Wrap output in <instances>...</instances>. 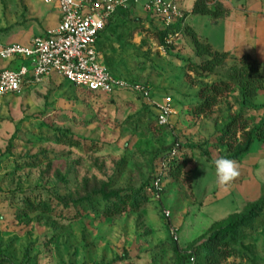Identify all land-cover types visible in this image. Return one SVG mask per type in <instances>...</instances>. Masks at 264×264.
<instances>
[{
  "label": "rangeland",
  "instance_id": "374dc122",
  "mask_svg": "<svg viewBox=\"0 0 264 264\" xmlns=\"http://www.w3.org/2000/svg\"><path fill=\"white\" fill-rule=\"evenodd\" d=\"M185 22L167 44L140 4L99 43L112 74L172 98L167 126L136 94L58 76L0 98V264H264V143L244 154L264 131L256 64L199 50ZM57 25L46 0H0V44ZM221 157L241 170L227 188Z\"/></svg>",
  "mask_w": 264,
  "mask_h": 264
},
{
  "label": "built area",
  "instance_id": "2783aa9c",
  "mask_svg": "<svg viewBox=\"0 0 264 264\" xmlns=\"http://www.w3.org/2000/svg\"><path fill=\"white\" fill-rule=\"evenodd\" d=\"M56 3L60 23L54 30L32 38L27 44H0V62L10 67L0 70V98L21 92L25 87L58 76L76 88L104 97L123 92L136 94L156 110L162 126L171 123L175 113L171 97L153 100L150 86L115 76L101 63L99 43L107 26L121 13L143 4V9L159 18L167 29L186 20L180 0H46ZM177 32L166 37L171 44ZM15 68H13V66ZM30 64L32 70L28 67ZM159 192V181L153 184Z\"/></svg>",
  "mask_w": 264,
  "mask_h": 264
},
{
  "label": "crops",
  "instance_id": "0c3cea01",
  "mask_svg": "<svg viewBox=\"0 0 264 264\" xmlns=\"http://www.w3.org/2000/svg\"><path fill=\"white\" fill-rule=\"evenodd\" d=\"M180 1L187 12L184 25L187 31L216 53L228 54L239 60L249 56L258 64L264 77V0H221L228 16L217 24H213L211 16L194 13L199 0ZM48 4H54L57 8L59 25L58 5ZM256 99L264 105V90L258 93Z\"/></svg>",
  "mask_w": 264,
  "mask_h": 264
},
{
  "label": "trees",
  "instance_id": "16d2710c",
  "mask_svg": "<svg viewBox=\"0 0 264 264\" xmlns=\"http://www.w3.org/2000/svg\"><path fill=\"white\" fill-rule=\"evenodd\" d=\"M123 13H125V11L121 12L118 16L122 15ZM194 13L198 14V15L211 16L213 18V24H217L220 20H222V19H224V18H226L228 16L227 11L224 9L223 4L221 3V0H199L197 5H196ZM177 28H178L177 26L176 27L175 26L171 27L170 29H168L165 32V34L168 35L170 33H174ZM195 37L197 38V40L199 42L202 43V45H198L199 50L207 51V52H209V54H212L214 56H222V57L230 56L228 54H219V53L214 52L209 45H207V44L203 43L202 41H200L199 38L196 35H195ZM201 43H199V44H201ZM241 61L242 62L247 61L246 63H255L253 61V59L250 58L249 56L241 59ZM255 64H256L255 65L256 66V70H254V76H255L254 79L257 78L260 81V85H259V88L254 90L255 88H254L253 85H254V83L256 81L252 82L251 88H252V91H253V97L254 98L257 97V95H258V93L260 91L264 90V77L261 74V71H260V68H259L258 64L257 63H255ZM84 91H86V92H88L90 94H93V95L102 96V95H99V94H96V93H93V92H90V91H87V90H84ZM255 142L264 143V131H262L260 133V135L256 139H251L249 141V143L247 145V148L244 151V154H248V152L250 151L251 147L253 146V144Z\"/></svg>",
  "mask_w": 264,
  "mask_h": 264
},
{
  "label": "clouds",
  "instance_id": "9594fccd",
  "mask_svg": "<svg viewBox=\"0 0 264 264\" xmlns=\"http://www.w3.org/2000/svg\"><path fill=\"white\" fill-rule=\"evenodd\" d=\"M217 182L220 186L227 188L241 176L238 162L226 157L214 161Z\"/></svg>",
  "mask_w": 264,
  "mask_h": 264
}]
</instances>
